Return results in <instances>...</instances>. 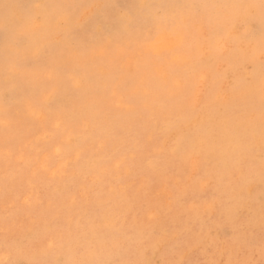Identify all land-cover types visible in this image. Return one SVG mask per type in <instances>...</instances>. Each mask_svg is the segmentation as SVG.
<instances>
[{
	"label": "rangeland",
	"instance_id": "1",
	"mask_svg": "<svg viewBox=\"0 0 264 264\" xmlns=\"http://www.w3.org/2000/svg\"><path fill=\"white\" fill-rule=\"evenodd\" d=\"M9 2L23 11L43 0H0V19ZM117 2L129 7L137 0ZM207 2L258 6L260 0ZM217 22L226 23L227 31L210 40V25ZM5 35L0 29V103ZM262 36L258 7L185 12L175 35L167 25H140L119 43L111 24L101 33L91 21L74 33V49L81 51L66 50L57 43L62 36L52 33L50 55L69 68L86 66L91 77L74 73L71 87L60 85L57 103L69 116L86 111L88 120L66 126L53 119L38 128L31 123L34 109L22 104L7 126L0 123V246L5 236L21 243L31 239L32 255L41 241H54L44 257L53 264L81 258L72 249L88 239L96 259L264 264ZM125 82L130 86L123 87ZM100 129L104 135H93ZM188 132L202 133L195 154L174 152L177 136ZM7 140L14 142L11 152ZM103 231L118 237L120 247L93 239Z\"/></svg>",
	"mask_w": 264,
	"mask_h": 264
},
{
	"label": "snow or ice",
	"instance_id": "2",
	"mask_svg": "<svg viewBox=\"0 0 264 264\" xmlns=\"http://www.w3.org/2000/svg\"><path fill=\"white\" fill-rule=\"evenodd\" d=\"M5 5H8L6 16L0 19V29L6 33L3 41V102L0 103V123L7 126L14 119L17 107L28 104L34 109L32 125L45 129L53 119L64 120L66 126L69 123L88 120V116L84 113L79 116H69L62 112L57 100L61 84L66 87L73 85L74 73L81 75L85 80L91 79L86 66L69 68L50 55L53 42L48 37L52 33L60 34L62 40L57 43L71 51L74 49L75 31L91 21L95 22L96 31L101 33L106 24H111L116 29L117 43L131 37L140 25H167L175 35L177 21L183 20L185 12L196 16L202 11L225 12L258 7L261 20L264 22V0H260L258 6L243 3H208L207 0L184 4H157L153 0H137L129 7L120 6L117 0H43L23 11L14 3L9 2ZM227 27L226 23L211 24L209 39L222 36L227 31ZM74 50L82 49L75 47ZM260 55L262 59L259 77V114L261 138L264 139V36L261 39ZM50 73L55 75H49ZM150 83H155V80ZM130 84L131 82H125L122 86L127 87ZM246 88L253 90V85H246ZM249 107L255 111L254 102ZM40 116H44L45 119L41 121ZM103 131H94L93 135H102ZM84 132L86 133L87 129H84ZM47 135L45 132L46 137ZM200 135L202 133L199 132L180 133L174 142L173 151L194 155ZM55 138L53 135V139ZM47 143L44 147H47ZM5 146L9 152L15 147L12 140H7ZM93 239H99L106 245L110 244L112 248L120 247L119 238L111 232L94 233ZM32 244L31 239L21 243L5 236L3 245L0 246V264H53L44 257L52 251L54 241L49 242L47 239L41 241L36 253L27 255ZM72 251L81 258L56 261L55 264H144L143 261L96 259L94 258L97 254L96 250L88 240L78 244ZM166 264H187V262L176 259L167 261Z\"/></svg>",
	"mask_w": 264,
	"mask_h": 264
},
{
	"label": "bare ground",
	"instance_id": "3",
	"mask_svg": "<svg viewBox=\"0 0 264 264\" xmlns=\"http://www.w3.org/2000/svg\"><path fill=\"white\" fill-rule=\"evenodd\" d=\"M110 68H111V67H110ZM113 68H114V67H113ZM113 70H114V69H113ZM115 73H116V72H115ZM117 73H118V72H117ZM118 74H119V73H118ZM111 75H112V74H111ZM112 76H113V75H112ZM112 79H113V78H112ZM253 83H254V82H253ZM253 87H254V86H253ZM238 93H239V92H238ZM236 94H237V93H236ZM236 98H237V97H236ZM153 100H154V99H153ZM157 100H158V99H157ZM161 100H162V99H161ZM219 101H220V100H219ZM160 102H161V101H160ZM164 103H165V102H164ZM217 103H218V102H217ZM217 103H216V104H217ZM208 104H209V103H208ZM161 106H162V105H161ZM168 106H169V105H168ZM218 111H219V110H218ZM85 112H86V111H85ZM85 112H84V113H85ZM88 113H89V111H88ZM166 113H167V112H166ZM221 113H222V112H221ZM86 114H87V112H86ZM214 114H215V113H214ZM93 115H94V114H93ZM93 115H91V116H93ZM95 115H96V114H95ZM95 115H94V116H95ZM28 116H29V115H28ZM131 116H133V115H130V117H131ZM105 117H106V116H105ZM134 117H135V116H134ZM214 117H215V116H214ZM214 117H213V118H214ZM99 118H100V117H99ZM132 118H133V117H132ZM169 118H170V117H169ZM137 119H138V117H137ZM207 119H208V118H207ZM207 119H206V121H207ZM102 120H103V119H102ZM109 120H110V119H109ZM112 120H114V119H112ZM219 120H220V119H219ZM223 120H224V119H223ZM99 121H100V120H99ZM114 121H115V120H114ZM182 121H183V119H182ZM88 122H89V121H88ZM108 122H109V121H108ZM132 122H134V121H132ZM208 122H209V121H208ZM208 122H207V123H208ZM214 122H215V121H214ZM94 123H95V122H94ZM122 123H123V122H122ZM229 123H230V122H229ZM100 124H101V123H100ZM102 124H103V123H102ZM112 124L114 125V123H112ZM119 124H120V123H119ZM139 124H140V123H139ZM205 124H206V123H205ZM216 124H217V123H216ZM239 124H240V123H239ZM105 125H106V124H105ZM94 126H95V125H94ZM94 126H93V127H94ZM126 126H128V125H126ZM201 126H202V125H201ZM203 126H204V125H203ZM211 126H212V125H211ZM97 127H98V126H97ZM97 127H96V128H97ZM100 127H101V126H100ZM112 127H113V126H112ZM205 127H206V126H205ZM213 127H214V126H213ZM257 127H258V126H257ZM90 128H91V127H90ZM102 128H103V127H102ZM109 128H110V127H109ZM216 128H218V127H216ZM115 129H116V128H115ZM121 129H122V128H121ZM237 129H238V128H237ZM60 130H61V129H60ZM88 130H89V129H88ZM92 130H93V129H92ZM95 130H96V129H95ZM98 130H99V129H98ZM100 130H101V129H100ZM104 130H105V128H104ZM260 130H261V129H260ZM106 131H107V128H106ZM109 131H110V130H109ZM79 132H80V131H79ZM37 134H38V133H36V135H37ZM104 134H105V133H103V135H104ZM107 134H108V133H107ZM67 135H68V134H67ZM252 135H253V134H252ZM56 136H57V135H56ZM82 136H83V135H82ZM107 136H108V135H107ZM107 136H105V137H107ZM113 136H114V134H113ZM39 137H40V139H41L42 136H39ZM94 138H95V137H94ZM94 138H93V139H94ZM109 138H110V137H109ZM260 138H261V137H260ZM79 139H80V138H79ZM85 139H86V138H85ZM88 139H89V138H88ZM257 139H259V138L257 137ZM91 140H92V139H91ZM223 140H224V139H223ZM223 140H221V141H223ZM45 141H46V140H45ZM85 141L87 142V139H86ZM33 142H34V141H33ZM37 142H38V141H37ZM245 143H246V142H245ZM35 144H36V143H35ZM72 144H73V143H72ZM76 144H77V143H76ZM76 144H75V145H76ZM82 144H83V143H82ZM260 144H261V143H260ZM37 145H38V144H37ZM44 145H45V144H44ZM68 145H69V144H68ZM78 145H79V144H78ZM256 146H259V144L256 145ZM261 146H262V145H261ZM28 147H29V146H28ZM65 147H66V145H65ZM67 147H68V146H67ZM248 147H249V146H248ZM248 147H247V149H248ZM43 148H44V147H43ZM60 148H61V147H60ZM250 148H251V147H250ZM34 149H35V148H34ZM38 149H39V148H38ZM80 149H81V148H80ZM82 149H83V148H82ZM242 149H243V147H242ZM233 151H234V150H233ZM112 152H113V151H112ZM86 153H88V152H86ZM100 155H101V154H100ZM175 155H176V154H175ZM233 155H234V154H233ZM252 155H254V153H253ZM86 156H87V154H86ZM89 156H90V155H89ZM98 156H99V155H98ZM98 156H97V157H98ZM102 156H103V155H102ZM205 156H206V155H205ZM205 156H204V157H205ZM236 156H238V155H236ZM80 157H81V156H80ZM206 157H207V156H206ZM252 157H253V156H252ZM98 158H99V157H98ZM106 158H107V157H106ZM106 158H104V159H106ZM241 158H242V156H241ZM72 159H73V158H72ZM87 159H88V158H87ZM87 159H86V160H87ZM101 159H102V158H101ZM73 160H74V159H73ZM77 160H78V159H77ZM80 160H81V159H80ZM94 160H95V158H94ZM96 160H98V159H96ZM194 160H195V159H194ZM207 160H208V159H207ZM243 160H244V158H243ZM99 161H100V160H99ZM99 161H98V164H99ZM202 161H203V160H202ZM51 162H52V161H51ZM51 162H50V163H51ZM74 162H75V161H74ZM79 162H80V161H79ZM101 162H102V161H101ZM249 162H250V161H249ZM70 163H71V162H70ZM76 163H77V162H76ZM82 163H83V162H82ZM238 163H239V162H238ZM78 164H79V163H78ZM87 165H88V164H87ZM171 165H172V163H171ZM83 166H84V165H83ZM172 166H173V165H172ZM87 167H88V166H87ZM79 168H80V167H79ZM169 168H170V165H169ZM85 169H86V168H85ZM171 169H172V168H171ZM80 170H81V169H80ZM167 170H169V169H167ZM172 170H173V169H172ZM73 172H74V171H73ZM75 172H76V171H75ZM75 174H76V173H75ZM96 179H97V178H96ZM53 180H54V179H53ZM63 181H64V180H63ZM67 182H69V181H67ZM61 184H62V182H61ZM69 184H70V183H69ZM69 184H68V185H69ZM48 186H49V184H48ZM203 187H204V186H203ZM203 187H202V188H203ZM62 188H64V187H62ZM247 189H248V187H247ZM156 190H157V189H156ZM98 192H99V191H98ZM158 192H159V191H158ZM213 202H214V201H213ZM94 203H95V202H94ZM94 203L92 202V204H94ZM90 204H91V203H90ZM95 204H97V203H95ZM76 205H77V204H76ZM80 205H81V204H80ZM217 205H218V204H217ZM92 207H93V206H92ZM94 207H95V206H94ZM95 208H96V207H95ZM97 208H98V207H97ZM93 209H94V208H93ZM85 210H86V209H85ZM90 210H91V209H90ZM66 211H67V210H66ZM66 211H65V212H66ZM86 211H87V210H86ZM88 211H89V209H88ZM84 212H85V211H84ZM89 212H90V211H89ZM92 212H93V211H92ZM87 215H88V214H87ZM161 215H162V214H161ZM163 216H164V215H163ZM156 217H157V216H156ZM237 217H238V214H237ZM160 218H161V217H160ZM165 218H166V216H165ZM203 219H204V218H203ZM167 221H168V220H167ZM202 221H203V220H202ZM179 222H180V221H179ZM185 222H186V221H185ZM188 222H189V221H188ZM198 222H199V221H198ZM172 223H174V222H172ZM149 224H150V223H149ZM152 224L155 225V224H157V223H155V224L152 223ZM170 224H171V222H169V225H170ZM183 224H184V223H183ZM225 224H226V223H225ZM46 225H47V224H46ZM50 225H51V224H50ZM55 225H56V224H55ZM165 225H166V224H165ZM171 225H172V224H171ZM180 225H182V223H181ZM180 225H179V226H180ZM81 226H82V225H81ZM162 226H163V225H162ZM208 226H209V225H208ZM42 227H43V226H42ZM44 227H45V226H44ZM153 227H154V226H153ZM153 227H152V228H153ZM164 227H165V226H164ZM187 228H190V227H187ZM205 229H206V228H205ZM39 230H40V229H39ZM113 230H114V229H113ZM159 230H160V229H159ZM162 230H163V229H162ZM181 230H182V228H181ZM189 230H190V229H189ZM156 231H157V230H156ZM178 231H179V230H178ZM185 231H186V230H185ZM103 232H104V231H103ZM166 232H167V231H166ZM204 232H205V231H204ZM24 233H25V232H24ZM157 233H158V232H157ZM178 233H179V232H178ZM209 233H210V232H209ZM26 234H27V233H26ZM143 234H144V233H143ZM179 234H180V233H179ZM179 234H178V235H179ZM186 234H187V233H186ZM186 234H185V235H186ZM207 234H208V233H207ZM207 234H206V236H207ZM182 235H183V234H182ZM202 235H204V234H202ZM231 235H232V234H231ZM27 236H28V235H27ZM84 236H85V235H84ZM159 236H160V235H159ZM176 236H177V235H176ZM179 236H180V235H179ZM186 236H187V235H186ZM16 237H17V236H16ZM22 237H23V236H22ZM162 237H165V236L163 235ZM166 237H167V236H166ZM11 238H12V237H11ZM14 238H15V237H14ZM185 238H186V237H185ZM160 239H161V238H160ZM163 239H164V238H163ZM163 239H162V240H163ZM13 240H14V239H13ZM88 240H89V239H88ZM158 240H159V239H158ZM185 240H186V239H185ZM14 241H16V240H14ZM17 241H18V240H17ZM172 241H173V240H172ZM172 241H171V242H172ZM3 242H4V241H3ZM169 242H170V241H169ZM154 244H156V243H154ZM154 244H153V245H154ZM169 244H170V243H169ZM167 245H168V244H167ZM232 245H233V243H232ZM154 246H155V245H154ZM155 247H156V246H155ZM191 247H192V246H191ZM195 247H196V246H195ZM125 248H126V247H125ZM52 251H53V250H52ZM149 251H150V250H149ZM60 252H61V251H60ZM146 252H147V250H146ZM151 252H154V251H151ZM50 253H51V252H50ZM52 253H53V252H52ZM63 254H64V253H63ZM199 254H200V253H199ZM51 255H52V254H51ZM63 256H65V255H63ZM50 257H51V256H50ZM152 258H153V257H152ZM21 259H22V258H21ZM157 259H158V258H157ZM145 260H146V259H145ZM51 261H52V260H51ZM55 261H56V260H55ZM155 261H156V260H155ZM146 262H147V260H146Z\"/></svg>",
	"mask_w": 264,
	"mask_h": 264
}]
</instances>
